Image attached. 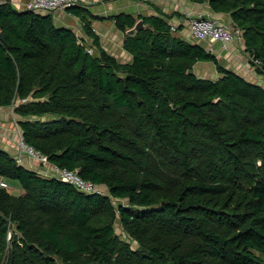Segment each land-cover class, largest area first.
<instances>
[{"label":"trees","instance_id":"obj_1","mask_svg":"<svg viewBox=\"0 0 264 264\" xmlns=\"http://www.w3.org/2000/svg\"><path fill=\"white\" fill-rule=\"evenodd\" d=\"M192 1L231 15L264 75V0ZM69 10L97 53L52 13L0 5V107L27 144L102 191L0 148V176L24 190L0 188V264H264V84L175 35L167 15L141 17L134 36L140 18L115 17L132 55L121 63ZM198 62L220 76L190 73Z\"/></svg>","mask_w":264,"mask_h":264},{"label":"crops","instance_id":"obj_2","mask_svg":"<svg viewBox=\"0 0 264 264\" xmlns=\"http://www.w3.org/2000/svg\"><path fill=\"white\" fill-rule=\"evenodd\" d=\"M17 10H27L30 0H7ZM77 7L86 13L89 26L99 37L100 44L109 54L113 55L121 63L132 62V55L125 50V32L116 25L115 17L121 13L131 14L137 18L160 15L165 17L171 26L173 33L190 42H197L207 50L213 47V54L217 57L223 67L233 70L244 76L249 81L264 84V75L256 71V65L246 50L243 36L233 40L227 47L219 42L210 43L207 40H196L189 27V17L197 14L212 16L218 20L232 25V17L228 13H215L209 2L198 3L192 0H77ZM48 14V13H47ZM57 26L72 29L82 39L91 52L97 53L93 46V38L85 29V22L82 16L74 14L69 9H59L52 13ZM194 72L205 78L217 79L220 75L213 62H198ZM18 116L13 106L0 107V148L13 156L19 155V133ZM22 165L37 170L43 174L52 172V163L42 165L37 160L22 154ZM24 192L20 188V194Z\"/></svg>","mask_w":264,"mask_h":264},{"label":"built area","instance_id":"obj_3","mask_svg":"<svg viewBox=\"0 0 264 264\" xmlns=\"http://www.w3.org/2000/svg\"><path fill=\"white\" fill-rule=\"evenodd\" d=\"M7 2V0H0V5ZM77 4V0H30L27 4V9L47 14L53 13L59 9H69L77 6ZM188 23L193 37L198 41L207 40L210 43L219 42L224 47H227L233 40L239 37L238 30L232 25L222 22L212 16H205L203 14L190 16ZM172 29H175V27L172 26ZM208 50L213 52V47L210 46ZM254 62L257 65L260 64L258 60H254ZM18 145L19 155L16 159L19 163L21 162V155L25 154L33 160H37L42 165L51 164L50 158L46 154L25 142L22 133H19ZM52 167V172L50 174L45 172V175L57 177L64 182L72 184L77 190L84 193H96L102 191V188L97 184L83 179L77 170H70L64 167H59L55 164H53ZM0 188H5L8 191L12 189L8 180L3 176H0Z\"/></svg>","mask_w":264,"mask_h":264},{"label":"rangeland","instance_id":"obj_4","mask_svg":"<svg viewBox=\"0 0 264 264\" xmlns=\"http://www.w3.org/2000/svg\"><path fill=\"white\" fill-rule=\"evenodd\" d=\"M8 179V178H6ZM8 182L10 183V185L12 186V189L10 190L12 193L14 194H20V186L15 183L14 181L8 179ZM115 229L117 234L124 240L126 241H131V238L129 237V235L126 233V231L124 230L121 221L117 220L115 223ZM132 242V241H131ZM137 244L135 242H133V246L135 247Z\"/></svg>","mask_w":264,"mask_h":264},{"label":"water","instance_id":"obj_5","mask_svg":"<svg viewBox=\"0 0 264 264\" xmlns=\"http://www.w3.org/2000/svg\"><path fill=\"white\" fill-rule=\"evenodd\" d=\"M146 26H147V24L144 22V20L142 18H140L132 28H130V29L127 30L126 34L127 35H131V36H134L142 28H144ZM0 35H1L2 39L5 41V35H4V33H1ZM189 72L190 73H194V69L190 70Z\"/></svg>","mask_w":264,"mask_h":264},{"label":"clouds","instance_id":"obj_6","mask_svg":"<svg viewBox=\"0 0 264 264\" xmlns=\"http://www.w3.org/2000/svg\"><path fill=\"white\" fill-rule=\"evenodd\" d=\"M10 192V191H9Z\"/></svg>","mask_w":264,"mask_h":264}]
</instances>
